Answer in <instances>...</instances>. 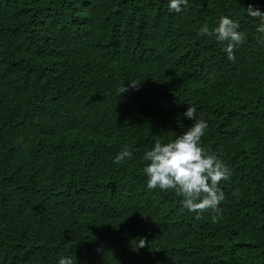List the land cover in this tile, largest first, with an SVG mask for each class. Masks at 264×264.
<instances>
[{"label": "trees", "instance_id": "1", "mask_svg": "<svg viewBox=\"0 0 264 264\" xmlns=\"http://www.w3.org/2000/svg\"><path fill=\"white\" fill-rule=\"evenodd\" d=\"M249 5L264 12V0L179 13L169 0H0V264H84L79 240L105 227L129 255L174 249L166 264H264V44ZM222 16L246 37L235 62L198 35ZM188 107L230 170L216 222L147 188L145 153L187 128ZM124 146L132 159L114 163ZM139 223L156 237L137 254Z\"/></svg>", "mask_w": 264, "mask_h": 264}, {"label": "clouds", "instance_id": "2", "mask_svg": "<svg viewBox=\"0 0 264 264\" xmlns=\"http://www.w3.org/2000/svg\"><path fill=\"white\" fill-rule=\"evenodd\" d=\"M188 5V0H169V11L179 13ZM249 16L259 18L261 21L257 32L262 34L257 37L259 43L264 44V12L252 5L246 9ZM238 22L227 16H222L219 24L212 31L208 24L199 29L198 35L214 36L218 42L226 44L227 59L235 62V51L246 42L244 33L239 31ZM76 53H68L66 58ZM61 69L64 66H60ZM131 87L137 84L131 83ZM127 89L123 87L120 92ZM185 130H182L173 140L163 143L160 138H155L154 146L143 157L148 162L143 171L147 176V188L151 191L160 189L163 191L173 190L183 196L184 209L197 213L196 219H201L205 212L215 213L212 215L213 222L218 219L219 205L224 200V193L219 188L221 181L230 177V170L216 155L205 150L201 143L208 127L207 122L195 107H188L182 113ZM132 151L127 146L115 156L114 163L121 164L126 159L131 160ZM127 220L131 219L124 217ZM136 223V222H135ZM140 224V223H139ZM143 229L142 239H139L138 248L146 246L148 239L151 242L156 237L154 228L140 224ZM115 232L114 229L105 227L99 229L98 236ZM127 254L126 252H124ZM129 255V254H127ZM137 256V255H130ZM220 253H213V258L219 260ZM58 264H74L71 257H61Z\"/></svg>", "mask_w": 264, "mask_h": 264}, {"label": "bare ground", "instance_id": "3", "mask_svg": "<svg viewBox=\"0 0 264 264\" xmlns=\"http://www.w3.org/2000/svg\"><path fill=\"white\" fill-rule=\"evenodd\" d=\"M145 241V247L138 248L136 246L137 254L150 249L151 241L148 239ZM126 246L122 242L120 233H118V237H112L105 233L99 235L92 242H88L87 238L84 239V235H82L79 240V250L84 264H166V256L176 255L173 249L159 255L130 256L124 253Z\"/></svg>", "mask_w": 264, "mask_h": 264}, {"label": "rangeland", "instance_id": "4", "mask_svg": "<svg viewBox=\"0 0 264 264\" xmlns=\"http://www.w3.org/2000/svg\"><path fill=\"white\" fill-rule=\"evenodd\" d=\"M78 55H80V53H76V54H74V55H70V58H69V59H71V58H75V57L78 56ZM63 70H65V66H64Z\"/></svg>", "mask_w": 264, "mask_h": 264}]
</instances>
